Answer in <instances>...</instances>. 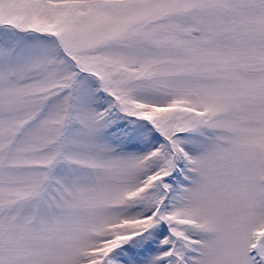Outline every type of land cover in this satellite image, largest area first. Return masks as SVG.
Listing matches in <instances>:
<instances>
[{
    "label": "snow or ice",
    "instance_id": "snow-or-ice-1",
    "mask_svg": "<svg viewBox=\"0 0 264 264\" xmlns=\"http://www.w3.org/2000/svg\"><path fill=\"white\" fill-rule=\"evenodd\" d=\"M0 264H264V0H0Z\"/></svg>",
    "mask_w": 264,
    "mask_h": 264
}]
</instances>
